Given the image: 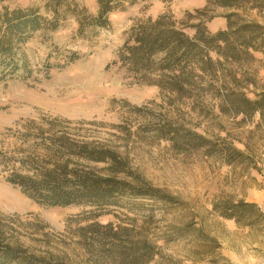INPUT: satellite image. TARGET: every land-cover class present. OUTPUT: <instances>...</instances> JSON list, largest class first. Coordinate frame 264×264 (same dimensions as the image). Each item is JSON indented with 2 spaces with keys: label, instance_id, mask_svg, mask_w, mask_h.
Segmentation results:
<instances>
[{
  "label": "rangeland",
  "instance_id": "rangeland-1",
  "mask_svg": "<svg viewBox=\"0 0 264 264\" xmlns=\"http://www.w3.org/2000/svg\"><path fill=\"white\" fill-rule=\"evenodd\" d=\"M67 1L89 15L97 13L96 0ZM47 2L3 0L0 6L10 10L35 7L48 18ZM260 2L264 0H259L257 9L244 7L236 13L264 26ZM195 11L205 12L211 34L225 30L224 16L233 12L210 7L206 0H136L112 13L109 28L89 41L76 37L73 16L53 33H35L19 49V69L11 75L0 69V152L19 146L18 132L27 122L59 120L72 134L116 152L143 183L176 200L174 206H165L127 199L98 219L125 225L132 221L144 227L158 248L159 255L151 264H264V221L237 227L212 212L219 199L252 203V196L264 191V132L255 128L258 117L242 122L241 117L219 114L209 103L201 107L187 101L169 106L156 87L137 84L111 66L135 22L163 13L185 22L187 14L195 15ZM253 57L254 62L243 69L264 88V52L253 53ZM132 107L167 115L209 139L232 140L242 151L240 144H247L255 153L257 169L225 166L201 153L177 154L169 144L138 131L143 120L129 113ZM4 176L0 166V214L9 218L19 243L36 255L65 256L72 264H92L69 231L82 209L36 205L7 184Z\"/></svg>",
  "mask_w": 264,
  "mask_h": 264
},
{
  "label": "trees",
  "instance_id": "trees-1",
  "mask_svg": "<svg viewBox=\"0 0 264 264\" xmlns=\"http://www.w3.org/2000/svg\"><path fill=\"white\" fill-rule=\"evenodd\" d=\"M135 1L96 0L97 13L89 15L84 9L72 8L67 0H48L44 7L48 18L35 7L10 10L0 6L2 73L11 75L19 69V49L35 33H53L73 16L76 37L89 41L109 28L112 13ZM206 2L213 8L233 11L224 16L225 30L211 34L203 11L187 14L185 22H177L169 13L139 20L125 33L111 66L137 84L156 87L167 97L169 106L189 101L201 107L210 104L219 114L241 117L242 122L258 117L255 128L264 132V88L243 69L254 62L253 53L264 52V26L236 13L244 7L257 9L259 0ZM129 113L143 120L140 133L169 144L177 154L201 153L225 166L257 169L255 153L247 144L238 142L242 151L232 140L206 138L167 115L134 107ZM18 137L17 148L0 152L5 182L41 207L81 208L76 225L69 231L92 264H151L158 257V248L144 227L138 228L132 221L125 225L98 219L127 199L174 206L177 202L173 197L143 183L116 152L72 134L59 120L27 122ZM99 164L103 167L97 169ZM212 212L237 227H253L264 221L256 204L242 200L219 199ZM9 221L0 214V264H72L65 256L32 253L14 237L16 230Z\"/></svg>",
  "mask_w": 264,
  "mask_h": 264
},
{
  "label": "crops",
  "instance_id": "crops-1",
  "mask_svg": "<svg viewBox=\"0 0 264 264\" xmlns=\"http://www.w3.org/2000/svg\"><path fill=\"white\" fill-rule=\"evenodd\" d=\"M251 202L256 204L264 213V191L253 195Z\"/></svg>",
  "mask_w": 264,
  "mask_h": 264
}]
</instances>
